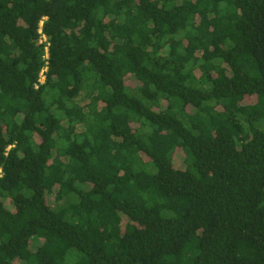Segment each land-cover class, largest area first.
Returning <instances> with one entry per match:
<instances>
[{
    "label": "trees",
    "instance_id": "1",
    "mask_svg": "<svg viewBox=\"0 0 264 264\" xmlns=\"http://www.w3.org/2000/svg\"><path fill=\"white\" fill-rule=\"evenodd\" d=\"M0 264H264V0H0Z\"/></svg>",
    "mask_w": 264,
    "mask_h": 264
},
{
    "label": "built area",
    "instance_id": "2",
    "mask_svg": "<svg viewBox=\"0 0 264 264\" xmlns=\"http://www.w3.org/2000/svg\"><path fill=\"white\" fill-rule=\"evenodd\" d=\"M40 33H42V31H40ZM43 41H46V38H45V36L44 35H42V42ZM46 50H47V54H48V48H46ZM43 80H44V78H42V82H43Z\"/></svg>",
    "mask_w": 264,
    "mask_h": 264
},
{
    "label": "rangeland",
    "instance_id": "3",
    "mask_svg": "<svg viewBox=\"0 0 264 264\" xmlns=\"http://www.w3.org/2000/svg\"><path fill=\"white\" fill-rule=\"evenodd\" d=\"M49 201H50V198H49Z\"/></svg>",
    "mask_w": 264,
    "mask_h": 264
}]
</instances>
